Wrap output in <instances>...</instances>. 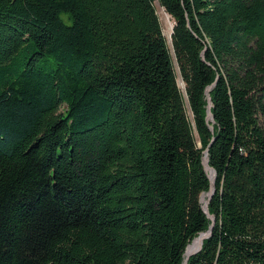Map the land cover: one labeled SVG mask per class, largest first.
<instances>
[{"label":"trees","instance_id":"obj_1","mask_svg":"<svg viewBox=\"0 0 264 264\" xmlns=\"http://www.w3.org/2000/svg\"><path fill=\"white\" fill-rule=\"evenodd\" d=\"M205 149L186 264H264V0H0V264H182Z\"/></svg>","mask_w":264,"mask_h":264},{"label":"water","instance_id":"obj_2","mask_svg":"<svg viewBox=\"0 0 264 264\" xmlns=\"http://www.w3.org/2000/svg\"><path fill=\"white\" fill-rule=\"evenodd\" d=\"M171 30H172V26L170 28V33H169V37L171 35ZM212 85L207 87L206 90H205V101H206V110H205V121L208 122V123H212V116L210 114V98H209V91L211 89ZM208 129L211 131L212 130V127L211 125L209 124L208 125ZM202 158H201V165L203 167V171L207 174V178L210 182V187L208 189V192L205 194V196H201L200 198V202L202 203V211L204 212L206 218L209 220V226H208V230L204 233H200L192 242L191 244H189L186 248H185V251H184V259L182 261V264H186V261H187V258L191 255H194L195 253H197L200 248H201V243H202V240L206 239L209 234H210V231L212 229V226H213V222H214V219L212 216H210L208 214V211H207V203H208V200L210 199V197L212 196V193H213V187H212V182H213V179H214V172L207 166V159H206V149L203 151L202 153ZM203 197H205V199L203 200ZM194 244V247L187 251V248Z\"/></svg>","mask_w":264,"mask_h":264},{"label":"rangeland","instance_id":"obj_3","mask_svg":"<svg viewBox=\"0 0 264 264\" xmlns=\"http://www.w3.org/2000/svg\"><path fill=\"white\" fill-rule=\"evenodd\" d=\"M154 9H155V14H156V16H157V18L159 20L160 26H161L162 34H163L164 38L169 41V35L168 34L170 33V28L172 26V21L163 12V10L160 9L157 5L154 6ZM167 46H168V49H169V51L171 53V56H172V62H173L174 72H175V75H176V83H177L178 89L180 91H183V84L181 83V80L179 78L178 70H177L176 64L174 62V58H173V54H172L169 42H167ZM204 199H205V197H203V200Z\"/></svg>","mask_w":264,"mask_h":264},{"label":"bare ground","instance_id":"obj_4","mask_svg":"<svg viewBox=\"0 0 264 264\" xmlns=\"http://www.w3.org/2000/svg\"><path fill=\"white\" fill-rule=\"evenodd\" d=\"M168 35H169V34H168ZM193 247H194V244L191 245V246H189L188 249H187V251L191 250Z\"/></svg>","mask_w":264,"mask_h":264}]
</instances>
